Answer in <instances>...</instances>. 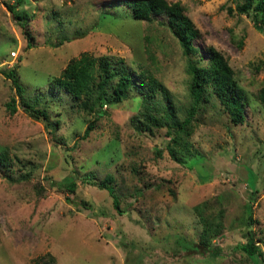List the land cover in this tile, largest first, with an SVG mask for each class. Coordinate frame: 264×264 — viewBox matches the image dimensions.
Returning <instances> with one entry per match:
<instances>
[{
	"label": "rangeland",
	"instance_id": "374dc122",
	"mask_svg": "<svg viewBox=\"0 0 264 264\" xmlns=\"http://www.w3.org/2000/svg\"><path fill=\"white\" fill-rule=\"evenodd\" d=\"M111 1L0 0V150L9 158L0 168V264H125L136 257V264H264V105L256 96L264 86V25L228 12L234 0H165L182 6L203 60L207 46L223 55L247 99L243 123L233 125L204 94L190 134L169 143L171 157L166 129L174 130L190 104L187 59L165 14L133 20ZM83 51L102 57L110 71L129 72L125 99L112 100L114 80L99 100L93 93L74 99L53 85ZM145 74L160 85L152 93ZM165 109L167 125L142 128L141 112L162 116ZM106 174L120 213L99 186ZM69 177L72 193L56 188ZM249 244L259 256L244 249Z\"/></svg>",
	"mask_w": 264,
	"mask_h": 264
},
{
	"label": "trees",
	"instance_id": "16d2710c",
	"mask_svg": "<svg viewBox=\"0 0 264 264\" xmlns=\"http://www.w3.org/2000/svg\"><path fill=\"white\" fill-rule=\"evenodd\" d=\"M110 5L120 4L127 7L130 11V18L133 20H150L152 15H166L165 25L175 37L178 47L182 55L187 59L185 64V72L188 75V93L190 104L186 109L184 118L178 122L173 121L174 130L166 129V135H169L166 143V150L172 157V149L169 143L180 142L181 139L190 134V121L197 112L199 103L204 101V94L214 96L219 106L228 117V121L233 124H242L245 119L244 107L246 105V96L242 88L233 78V73L223 55L212 46H207V59L203 60L197 49L193 46V39L197 35V31L188 16L184 13L182 6L177 3H167L165 0H117L111 1ZM13 4L5 5L6 9L13 15ZM228 12L232 10L237 14H243L250 17L252 24L259 28L264 25V0H234L233 9L227 8ZM22 33L26 39V47H31L29 40L30 35L21 24ZM10 79V83L15 92L21 96V86L17 82V78L12 71L6 74ZM145 78L146 91L152 93L160 85L155 78L149 74L141 76ZM112 100L120 102L127 96V91L131 85L130 74L126 70L119 72L110 71L107 62L102 57H94L89 52L83 51L78 55L67 60L61 68L59 74L52 78L53 85L65 90L72 98L78 99L84 95L93 93V99L99 100L105 96V87L111 82ZM257 99L264 105V86L257 91ZM9 113L15 111L13 101L6 104ZM30 116L35 118L41 117L46 119V113L37 108L26 107ZM90 110V105L87 106ZM142 128L162 127L171 120V112L165 109L162 116L150 114L148 111L141 112ZM92 129V124H86L83 135L86 136ZM9 158L5 150H0V168L8 165ZM69 179V181H68ZM63 183L55 182L57 189L73 192L74 181L69 177ZM111 176L106 174L99 186L105 188L111 197V203L118 213L121 212L118 207L117 198L113 192V187L108 183ZM79 204L91 207L88 200H80ZM220 223L217 224V231ZM206 227L202 228V240ZM248 253H256L260 255L259 250L252 244L246 245L244 248ZM141 255V254H140ZM136 260L129 262L125 258V264H136Z\"/></svg>",
	"mask_w": 264,
	"mask_h": 264
}]
</instances>
